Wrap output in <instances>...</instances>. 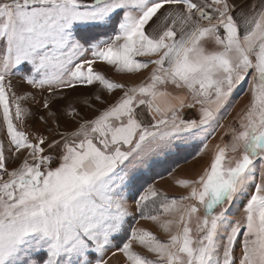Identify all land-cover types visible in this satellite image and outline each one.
<instances>
[{
  "label": "snow or ice",
  "instance_id": "obj_1",
  "mask_svg": "<svg viewBox=\"0 0 264 264\" xmlns=\"http://www.w3.org/2000/svg\"><path fill=\"white\" fill-rule=\"evenodd\" d=\"M113 257L264 264V0H0V264Z\"/></svg>",
  "mask_w": 264,
  "mask_h": 264
},
{
  "label": "rangeland",
  "instance_id": "obj_2",
  "mask_svg": "<svg viewBox=\"0 0 264 264\" xmlns=\"http://www.w3.org/2000/svg\"><path fill=\"white\" fill-rule=\"evenodd\" d=\"M19 79H16L13 81V85L15 89L18 92H22L23 90H26L25 84H22L18 81ZM28 89V88H27ZM32 91V90H30ZM37 100H40L39 95L37 94ZM249 97L247 95L240 96L238 100L234 102V107L232 108L231 116L227 118L225 123L231 122L233 117L236 116L238 112L248 103ZM25 108L30 109L32 112H37L38 110L40 112H43L44 110L41 108L39 103H31L26 102L23 105ZM18 127H20L21 130L26 131L31 134H35L36 130L43 131L47 125L43 124L40 121H37L34 118L26 119L23 124H20L18 122ZM222 131V130H221ZM219 141V133L217 134L215 139L210 140L209 143V151L205 153L202 157H197L196 160H190L187 163H183L178 166V168L175 169V172L173 173L172 177H169L168 175L164 176V179H159L158 175L154 174V172H151L150 179L151 182H155L157 187L160 188L162 191H166L170 196L172 195H180L182 190H179L175 187L173 183V178H190L193 175H197L203 171V168L207 165L210 156H211V149L212 147ZM148 183V182H146ZM142 227H145L151 231H153L158 237L163 239V235L159 233V231L155 228L154 225H152L148 221H141ZM119 257H113L110 261V264H116L119 261Z\"/></svg>",
  "mask_w": 264,
  "mask_h": 264
},
{
  "label": "trees",
  "instance_id": "obj_3",
  "mask_svg": "<svg viewBox=\"0 0 264 264\" xmlns=\"http://www.w3.org/2000/svg\"><path fill=\"white\" fill-rule=\"evenodd\" d=\"M190 160H192V159H189V161H190ZM183 163H185L183 160H180V161H179V165H181V164H183ZM172 166H174V165L172 164V162H171V161H168V162H165V163L159 165V166L156 167L155 169H153L152 172H154V174L158 175V177H159L160 175L165 176V175H168V171H170V169H171ZM176 168H178V167H176ZM150 174H151V173H150ZM150 174H149V175H146V176L144 177L145 182H148V183L151 182V179L149 178V177H150Z\"/></svg>",
  "mask_w": 264,
  "mask_h": 264
},
{
  "label": "crops",
  "instance_id": "obj_4",
  "mask_svg": "<svg viewBox=\"0 0 264 264\" xmlns=\"http://www.w3.org/2000/svg\"><path fill=\"white\" fill-rule=\"evenodd\" d=\"M116 78L119 79V77H116ZM137 79H139V78H137ZM18 81L21 83L20 80H18ZM22 84H23V83H22ZM25 88H26V90H29V91L31 90V89H30V86H28V85H27ZM27 88H28V89H27ZM32 91H34V90H32ZM195 160H196V159H195ZM116 264H118V262H117Z\"/></svg>",
  "mask_w": 264,
  "mask_h": 264
}]
</instances>
